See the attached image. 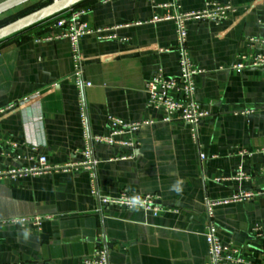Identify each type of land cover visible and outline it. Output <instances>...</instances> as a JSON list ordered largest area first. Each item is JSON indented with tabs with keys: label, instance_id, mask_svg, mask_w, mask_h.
Listing matches in <instances>:
<instances>
[{
	"label": "crops",
	"instance_id": "1",
	"mask_svg": "<svg viewBox=\"0 0 264 264\" xmlns=\"http://www.w3.org/2000/svg\"><path fill=\"white\" fill-rule=\"evenodd\" d=\"M47 1L4 13L0 27ZM207 3L232 11L218 24L185 23L202 71L194 102L207 113L198 147L189 127L147 108L144 86L158 69L178 74L174 19ZM80 9L87 27L107 31L79 41L90 84L79 89L68 41L37 39ZM247 38L264 39V0H88L0 42V264H83L99 251L109 264H207L209 222L222 245L264 264V242L251 233L264 231V71L231 68ZM110 118L152 124L115 138L132 147L92 143L86 165V135L108 136ZM41 157L51 170L26 172ZM240 192L254 195L233 200ZM122 193L157 196L170 212L101 202Z\"/></svg>",
	"mask_w": 264,
	"mask_h": 264
},
{
	"label": "built area",
	"instance_id": "2",
	"mask_svg": "<svg viewBox=\"0 0 264 264\" xmlns=\"http://www.w3.org/2000/svg\"><path fill=\"white\" fill-rule=\"evenodd\" d=\"M232 11V6L224 4L220 6L218 4L207 3L201 11L191 12L190 14L179 15L174 19L176 24V50L179 59V71L175 77H169L163 74L158 69L151 77L146 81L144 86V92L147 96L146 106L152 111L161 113L160 122L165 124H183L190 129L191 139L193 144L195 143L199 147L198 134L199 125L201 121L207 117V113L199 109L194 102V79L202 71L196 68L188 56L186 49V22L192 20H205L218 24L224 21L228 14ZM85 10H75L71 12L70 16L62 17L54 20L52 28H57L59 32L48 37H42L37 39L39 41H50L56 39H66L70 45L71 60L73 62V70L70 76L72 83L77 88L89 87L90 84L83 78L84 66L80 52L79 41L85 36L90 34H102L105 30H92L87 27L86 23L82 21V17L85 15ZM105 38L114 39V36H106ZM246 48L247 52L240 56L239 61L232 65V69L237 72H243L244 70L253 69L258 71H264V39L263 38H247ZM38 98V94H34L23 100L24 103H28ZM84 123V119L82 120ZM152 124V122L142 123H123L122 121L110 118L111 132L108 136L102 135H86V150L84 157L90 164V147L92 143L101 144H118L123 148L132 147V143L126 141L125 143L117 142L116 137L122 135H132L137 133L142 125ZM204 155L199 152V159L202 160ZM51 167L46 164V159L41 157L37 160L36 166L27 170L26 172L39 173L41 171H49ZM238 179H246V177L238 172ZM264 194V192H261ZM260 193V194H261ZM251 192H240L233 197V200L246 199L253 196ZM118 200H102V203H112L124 207L125 209H140L148 211L154 216H158L162 212H170L168 209L160 207L157 204V196L153 195H130L122 193ZM212 204H207L211 206ZM209 210V207H208ZM24 224L25 221H11L5 224ZM1 226V223H0ZM207 234L205 236L206 244L208 246V258L207 264H248L245 262L239 249L222 245L218 238L215 236V228L209 222L206 227ZM252 235L264 242V231L255 227L251 231ZM83 264H109L105 252L99 251L95 255V258L84 260Z\"/></svg>",
	"mask_w": 264,
	"mask_h": 264
},
{
	"label": "water",
	"instance_id": "3",
	"mask_svg": "<svg viewBox=\"0 0 264 264\" xmlns=\"http://www.w3.org/2000/svg\"><path fill=\"white\" fill-rule=\"evenodd\" d=\"M32 1L34 0H0V16ZM85 1L88 0H52L49 4L39 7L37 10L0 27V42L17 35L21 31L27 30L40 22L51 19L55 15L68 11L72 7L84 3Z\"/></svg>",
	"mask_w": 264,
	"mask_h": 264
},
{
	"label": "trees",
	"instance_id": "4",
	"mask_svg": "<svg viewBox=\"0 0 264 264\" xmlns=\"http://www.w3.org/2000/svg\"><path fill=\"white\" fill-rule=\"evenodd\" d=\"M49 3H50V2H49ZM49 3H47V4H49ZM47 4H42V5L38 6L37 8H39V7H42V6H44V5H47ZM81 4H82V3H81ZM79 5H80V4H79ZM37 8H36V9H37ZM27 14H28V13H27ZM24 15H25V14H24ZM22 16H23V15H22ZM49 20H50V19H48V20H45V21H43V22H45V23H46V22H48ZM40 23H41V22H40Z\"/></svg>",
	"mask_w": 264,
	"mask_h": 264
},
{
	"label": "rangeland",
	"instance_id": "5",
	"mask_svg": "<svg viewBox=\"0 0 264 264\" xmlns=\"http://www.w3.org/2000/svg\"><path fill=\"white\" fill-rule=\"evenodd\" d=\"M50 1H47V2H45L44 4H47V3H49Z\"/></svg>",
	"mask_w": 264,
	"mask_h": 264
}]
</instances>
